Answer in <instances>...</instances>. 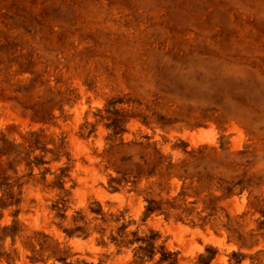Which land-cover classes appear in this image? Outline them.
<instances>
[{"label":"rangeland","instance_id":"rangeland-1","mask_svg":"<svg viewBox=\"0 0 264 264\" xmlns=\"http://www.w3.org/2000/svg\"><path fill=\"white\" fill-rule=\"evenodd\" d=\"M0 264H264V0H0Z\"/></svg>","mask_w":264,"mask_h":264},{"label":"bare ground","instance_id":"bare-ground-1","mask_svg":"<svg viewBox=\"0 0 264 264\" xmlns=\"http://www.w3.org/2000/svg\"><path fill=\"white\" fill-rule=\"evenodd\" d=\"M206 238V237H205ZM209 240V239H208ZM210 240H213V242H214V239H210ZM216 243V242H215ZM223 243V242H222Z\"/></svg>","mask_w":264,"mask_h":264},{"label":"trees","instance_id":"trees-1","mask_svg":"<svg viewBox=\"0 0 264 264\" xmlns=\"http://www.w3.org/2000/svg\"><path fill=\"white\" fill-rule=\"evenodd\" d=\"M148 211H150V210H148ZM153 211V210H152Z\"/></svg>","mask_w":264,"mask_h":264}]
</instances>
